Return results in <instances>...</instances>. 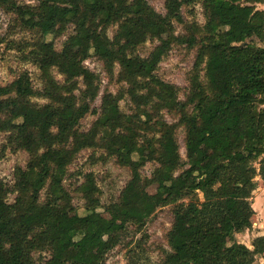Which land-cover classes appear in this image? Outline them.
Masks as SVG:
<instances>
[{"label":"trees","instance_id":"16d2710c","mask_svg":"<svg viewBox=\"0 0 264 264\" xmlns=\"http://www.w3.org/2000/svg\"><path fill=\"white\" fill-rule=\"evenodd\" d=\"M35 1L0 0L24 29L38 33L28 57L44 84L36 90L23 71L0 85V133L13 149L28 154L26 165L13 172L12 185L0 179V264H36L35 252L49 254L42 264H105V252L129 225L141 229L157 208L169 204L170 251L160 264L264 260V235L256 236L251 248L235 236L251 228L255 178L264 185V9L256 6L264 0H165L164 14L147 0ZM195 3L202 5L204 25L189 27V35L163 39L174 31L176 13ZM68 27L71 34L56 50L45 37H59ZM147 39L158 44L146 57L135 54ZM173 41L198 45L184 101L176 85L155 74ZM74 45L81 47L78 55L70 53ZM89 56L109 73L117 66L118 79L126 84L122 93L102 94L99 112L92 108L98 76L84 65ZM53 69L64 76L62 82ZM126 96L133 114L119 108ZM151 107L179 113L177 124L152 120ZM89 113L97 118L81 131L80 122ZM178 125L185 130L184 158ZM94 147L127 167L130 179L117 201L100 212L97 186L85 174L77 187L85 212L69 216L67 167L79 151ZM146 149L158 165L151 178L141 175ZM156 178L155 192L149 193ZM10 193L12 202L7 201ZM101 245L105 250L97 253ZM136 264L142 263L136 259Z\"/></svg>","mask_w":264,"mask_h":264},{"label":"rangeland","instance_id":"374dc122","mask_svg":"<svg viewBox=\"0 0 264 264\" xmlns=\"http://www.w3.org/2000/svg\"><path fill=\"white\" fill-rule=\"evenodd\" d=\"M22 5L36 4L35 0H13ZM165 0H147V2L158 12L164 14ZM258 9H264V4H257ZM40 19L37 18V21ZM205 23V17L202 5L195 3L191 6H184L176 13L174 18V31L164 34L163 39L173 40L176 36L189 35V31L193 26L202 27ZM191 27V28H189ZM116 30V26L110 27L107 31L109 37H112ZM72 29L68 27L65 32L59 36L47 35L45 39L52 41L56 50H61L64 42L71 34ZM38 33L35 30L24 29L17 20L13 12L7 11L6 8L0 7V85H6L15 79L21 72L27 71L31 79L32 85L36 90H41L43 81L41 73L37 66L29 59L28 52L32 45L38 40ZM199 38V36H196ZM158 44L156 39H147L143 44L138 46L135 54L146 57L154 46ZM81 47L74 45L70 47L72 55H78ZM198 45L188 47L186 43L173 41L168 53L160 61L155 74L161 80L172 83L178 87V98L185 100L190 84V74L192 72ZM84 65L98 76L99 94L92 104L99 112L101 104V96L105 92L119 94L125 91L126 84L118 79V67L115 66L113 72L109 73L103 66V63L95 56H89ZM55 79L62 82L64 76L56 69L52 70ZM203 75V72L201 73ZM80 88L83 84L80 82ZM37 103L45 102L42 98H33ZM119 108L126 114L135 113L134 106L126 97L119 101ZM152 120L163 118L165 122L174 124L179 120V113L167 110H158L155 107L147 108ZM21 109L16 111L17 115H21ZM97 118V113L87 114L80 122L79 129L87 131ZM129 129V127H126ZM151 137V134H149ZM176 137L180 147V154L185 156V130L183 126L178 125L176 128ZM0 179L5 183L13 184V172L17 167H24L28 160V154L23 150H15L7 144L6 135L0 133ZM144 156L147 161L141 168V175L144 178H151L155 168L158 166L153 160L152 152L148 149L144 150ZM180 173V171L176 172ZM85 174H91L97 186V197L99 198L100 208L98 211L103 212V207L111 202L117 201L121 190L130 179V170L120 165L115 157L110 156L106 151L99 147L87 148L79 151L71 164L67 167V175L64 180V186L71 195V206L67 210L69 216L83 214L85 201L77 187L85 181ZM186 179L187 176L185 175ZM256 189L251 196V204L254 209L252 217V225L249 230L236 234V239L251 248L252 240L259 235H264V185L259 176L255 178ZM159 178L148 186L149 193H154ZM201 195V194H200ZM14 194L8 195V202H12ZM2 210L0 209V216ZM105 216H107L104 213ZM173 223V205L169 204L159 207L146 220L141 229H137L135 225H129L120 237L119 243L111 250L104 254L105 264H160L163 262L165 255L170 251L168 246V233ZM101 245L96 252H104ZM36 264L49 258L48 253H33ZM253 264H264V260L260 256H256Z\"/></svg>","mask_w":264,"mask_h":264}]
</instances>
